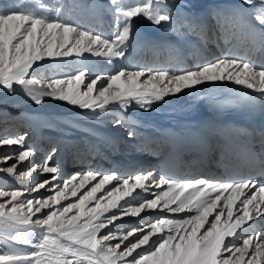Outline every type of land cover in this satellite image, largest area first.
Returning <instances> with one entry per match:
<instances>
[{
    "label": "snow or ice",
    "instance_id": "1",
    "mask_svg": "<svg viewBox=\"0 0 264 264\" xmlns=\"http://www.w3.org/2000/svg\"><path fill=\"white\" fill-rule=\"evenodd\" d=\"M38 7L46 11L0 7V89L14 94L19 88L35 105L47 97L94 113L104 112L111 105L126 109L133 102L147 109L154 100L216 81L242 85L264 100V65L239 57L220 58L181 72L146 73L122 68L90 80L86 70L49 80L33 77L34 65L45 58L85 53L123 58L134 17L143 16L155 25L173 21L166 0H139L135 4L109 0L116 31L112 37H105L74 24L63 11L66 5L61 0L54 7L45 3ZM214 16L221 27L228 21L238 23L264 49V0H242L240 8L217 11ZM115 123L123 121L117 119ZM0 145L21 146L17 154L0 157L5 162L15 161L0 167V172L14 176L21 186L0 189V244L12 249L0 253V264H264V232H256L254 237L238 231L264 216V184H256L251 178L177 182L164 175L157 179L152 171L121 178L115 172L89 170L61 182L58 166L50 163V157L42 165L32 164L33 150L24 147L23 136L0 139ZM23 161L30 167L18 172L17 162ZM40 172L52 175L29 187L30 178ZM162 186L167 190L135 206L125 199L133 197L137 189L147 192ZM40 190L50 194L27 198L26 193ZM72 198L74 202L62 203ZM147 210L185 216L157 218L119 234L110 229L101 232L122 216L140 217ZM37 231L39 238L33 239ZM113 240L118 242L110 243ZM14 244L26 245L32 251H16Z\"/></svg>",
    "mask_w": 264,
    "mask_h": 264
},
{
    "label": "bare ground",
    "instance_id": "2",
    "mask_svg": "<svg viewBox=\"0 0 264 264\" xmlns=\"http://www.w3.org/2000/svg\"><path fill=\"white\" fill-rule=\"evenodd\" d=\"M16 1L17 0H0V7H12V3H16ZM61 2L66 5V8L63 9V11L68 13L69 18L74 24L80 25L85 30H91L96 33H101L105 37H112L114 35L116 31V24L113 14L109 10V0H61ZM128 2L135 4L139 3V0H128ZM41 3L49 4L54 7L57 4V0H29L27 4L24 2L21 8H37V10L39 11H46L44 9H39L38 6ZM166 3L173 14L172 22H162L160 25H155L143 16L133 18L130 42L128 43V47L125 49L126 54L123 58L109 59L106 57H97L92 55L91 53H85L83 56L79 57L73 55L71 57L45 58V60L38 61L37 65H34V71H32L30 74L35 77L37 72H39V70L41 69L45 72L52 73V68H56L59 72H68L70 69H75L76 73L81 70H86V76H89L94 72L96 73V71L104 73L108 70L112 72L114 70H120L122 68L127 70H132L135 68H150V70L152 71L154 70L155 66L158 68L163 66L162 58L166 56H168L169 58L171 57L169 64L167 65V70H170L172 72H180L187 66L194 68L202 62L211 60L214 57L212 56L213 52H211V50L213 49L212 47L218 49L220 43H213V41L203 42V35H205V32L208 31V33L211 34L213 33V30L215 28H221L220 30L216 31V34L218 33L217 37L224 40L226 42L225 44H227L231 40H234L238 31L243 28L238 23H233L232 21L224 23L221 27L217 24L216 18L214 16V13L217 11H228L230 9L240 8L242 6V0H166ZM88 4L94 5V7L85 6ZM192 4H195L196 6L198 5V7H196V11L190 9V7L193 6ZM193 29L197 30L195 34L192 33ZM238 34L240 35L241 33ZM181 35L182 37L184 35L183 40H181ZM186 35L187 37H185ZM211 36H209V39ZM193 37H196L195 40H197L198 38L199 42H194L195 40H192L194 39ZM164 50H167V52L165 53ZM223 51L224 49L221 50L222 56L225 55ZM152 52L153 58L157 57L158 59L156 62L157 64H149L148 61L145 60L146 57L152 54ZM232 55L233 54L230 53L228 57H233ZM253 58L254 57L252 55H247L246 57H244V60L252 62ZM244 91L251 92L252 90H249L242 85H236L231 81L205 82L192 89H185L181 93L171 94L169 98L165 96L163 100H154L150 105L153 111L161 110L164 114L171 113L175 116L173 118L164 115L154 116L152 119L147 120V123L149 125L147 124L146 126H148L150 129L145 126L148 130H146L144 135L146 136L144 137L143 141L146 142V145L144 147H149L150 149L152 148L150 151L152 152L153 148H156L157 146L159 147V149L161 148L163 152V150H165V141L163 137L166 136V132L169 130H173L185 135L193 128H196L194 127V124L198 125L199 127L206 128L208 127V125H213L216 123L224 125L223 123L226 119L233 118L237 115ZM1 93H3L2 95H4L7 92L3 89H0V95ZM165 98L169 102L166 101ZM8 99L3 106H0V127H2L6 123L5 125L7 126L9 125L11 127H18V129H20V127H23L28 120L32 123L31 125L30 123H27V125H29V128L33 124L41 125L43 129L38 128L37 126L32 127L31 129L33 133V128H35V132H37L36 135L38 134V137L35 135L33 139L35 140V142L41 140V143L39 142L41 144V148H43V146L45 145L50 146V144H52V142L56 139L55 137H57V135H64L62 145L60 146L62 151L58 156L63 157L65 161H67L69 157V151L71 157L74 154L79 153L77 157H79L80 161L83 162V160L86 158V156L84 158V155L86 153H89L88 151H83L85 149L83 143L86 142V135L87 133H89V136L92 139L87 142L89 143V145L91 143L92 148L96 151L98 150V153L102 152L100 160H103V164L104 162L107 163L106 160L108 157L103 158L102 156L104 155V152H110L108 150L109 140H111L110 145L115 143V141L111 139V135H107V133L104 134L102 131H99L98 129L96 130L95 128L87 129L88 127H85V130L87 132H83L84 136L82 139H71L69 141L67 138L68 135L63 130L64 128H62L64 127L62 126L63 123L65 124V122H67L66 118L64 117V115H54L56 112H60L63 110L67 111L66 114L70 115L75 112H82L85 109H80L78 106L70 105L67 102L60 104L59 101L56 100L54 103H51L48 108H46L48 112H34L35 114H31L30 112H23L22 109H20L21 104H9L10 101H8ZM45 99L55 100L47 97ZM162 104H164L165 107L157 110V108ZM24 107H26L25 104ZM1 118L6 119V122L3 125L1 124ZM132 121L136 122L135 120ZM100 124L102 126L100 125L99 127L102 128H104V126L108 127L109 125L106 124V122H101ZM142 125L144 126L145 124ZM73 127L75 128V132H71L72 134H80L77 131L84 130L82 128L83 125L81 127H79L78 125H74ZM107 130H111V127L109 126ZM119 130V132L121 133L122 131H124V128H119ZM9 131L5 134L3 133L4 135L3 137H1V139L9 138L8 136H6ZM45 132L49 133L54 139L42 137V135L46 134ZM0 136H2L1 133ZM115 136L117 137L118 134H115ZM98 138L101 139L102 142H99ZM197 139L198 136L195 138V140ZM44 140L46 141V144H44ZM121 142L123 141L121 140ZM188 142L190 143L192 142V140L188 139ZM81 145L83 147H79ZM16 150L17 145H0V157L14 155V152ZM137 158H139V156ZM157 159L159 161L160 157H158ZM129 161H131L130 158L126 159L125 163H128ZM133 161L136 162H133L134 165L138 163V160ZM185 161H190V169L192 171L200 169L199 171H201L202 175L204 176H208V174H213L209 177H217L221 175L219 169V159H217V157L213 155V151H210L209 154H206L202 159H199V156L197 155H189L188 153H185ZM228 162L229 161H227V163ZM4 164L5 161L0 160V166H3ZM100 166L101 165L99 164V167ZM140 166L141 167L139 168V170H146L147 166L150 167V162L147 161L143 164L141 163ZM24 167L26 168L27 164H25ZM124 169L122 170L121 174H124L126 173V171H128ZM154 170L155 169H151L150 171L154 173ZM214 170L217 172H212ZM102 171H104V167L102 168ZM128 174H131V172ZM0 177L4 178L5 182H2V185L4 187L6 186V188L12 186L11 184L7 183L8 179H15L14 176L2 172H0ZM15 181L18 182L16 179ZM13 186L20 187L19 184H13ZM129 199V203L132 201L140 200L138 197ZM131 204H134V202ZM260 221L264 222V216L260 217ZM138 222L140 223L141 221ZM252 228L255 230L258 227L256 224H250L248 226L244 225V228L238 229V231H246L244 233L247 234L251 233L250 230ZM121 229H124V225L119 228V230ZM101 232L104 233L106 231L101 230ZM38 238L39 231H37V233L33 236V239ZM0 246L3 248V250H12L4 244H0ZM12 247L16 251L20 252L32 251L30 247L23 244H14ZM3 252L5 251H0V253Z\"/></svg>",
    "mask_w": 264,
    "mask_h": 264
},
{
    "label": "rangeland",
    "instance_id": "3",
    "mask_svg": "<svg viewBox=\"0 0 264 264\" xmlns=\"http://www.w3.org/2000/svg\"><path fill=\"white\" fill-rule=\"evenodd\" d=\"M23 1L26 4L29 2V0H17L16 3H12V5L15 4L14 5L15 7L19 6L18 8H21V6H23V3H24ZM192 5L194 6V8H193V6H191L190 9H192L193 11H196L197 10L196 7H198V5L197 6L195 4H192ZM192 31H193L192 33L195 34V32L197 30L193 29ZM183 37H184V35H183ZM183 37L181 35V40H183ZM185 37H187V35ZM193 38L194 39H192V40L194 41L196 39V37H193ZM193 41H191V42H193ZM196 41L199 42V39L197 38V40H195L194 42H196ZM212 48H213V51H215L214 47H212ZM164 52L166 53L167 50H164ZM163 55H164V53H163ZM216 56H214L212 58L213 60L212 59L211 60H206V61L202 62L199 65H202V64L207 63V62H212V61H215L217 59L222 58V56H220V55H216ZM170 58L168 56L163 57L162 58L163 66H161L159 68L155 66L154 70H167L168 69L167 65L169 64ZM145 60L148 61L149 64H152V63L157 64L156 62H157L158 59H157V57L153 58V52H152V54H150L148 57H146ZM199 65H197V66H199ZM194 68L187 66L184 69H182L181 71L193 70ZM136 70H144L146 73L148 71H151L150 68L149 69L135 68V69H132L130 71H136ZM117 71H119V70H114L112 72L110 70H108V71H105L104 73L96 71V73L94 72L91 75L86 76V79L90 80L91 78H94L96 75H101L103 77H107L108 75L115 74ZM75 73H76L75 69H70L68 72H66V71L65 72H63V71L59 72V71H57L56 68H52V73L45 72L44 70L41 69V70H39V72H37L35 77L39 78V79H43V80H49V79H56V78H64V77H66L68 75L75 74ZM145 78L146 77H142L141 80H143ZM105 83H106V81H105ZM2 94L3 93H1V95H0V106H3L5 104V102H7L6 100L9 98L8 99V101H10L9 104H11V105L12 104H14V105H16V104L20 105L21 104L20 105V109H22L23 112H30L31 114L32 113L35 114L37 112H40V113L48 112L46 108H48V106L51 103H54L56 101V100H46L45 99V102L42 103L41 105H35L33 102H31L27 98L26 94L23 91L19 90V89L14 94H9V93H5L4 95H2ZM170 96H171V94H169V96L167 95V98H169ZM165 100L168 101L166 98H165ZM64 102L65 101H59L60 104H63ZM24 104H25L26 107H24ZM132 105L130 107L126 108V109L119 108L116 105H111V106L108 107V110H106L104 112H100L99 110H97V112L94 113V112H91L90 110H84L83 109L84 111H82V112H75V113L70 114V115L66 114L67 111H65V110L60 111V112H56L54 114L55 116L64 115V117L66 118L67 122H65V124L63 123V125L62 124L61 125L64 126L62 128H64L63 130L68 135L67 138H68L69 141L71 139H76V140L82 139L83 136H84L83 132L84 131L87 132L85 130L87 127H88L87 129L95 128L96 130L98 129L99 131H102L104 134L107 133V135H111V139H113V141H115V143L110 145L111 140H109V142H108L109 145L108 144L107 145H108V150L110 152L108 153V151H107L102 156L103 158L104 157L105 158L108 157L107 160H106L107 163L104 162V164H103V160L102 161L98 160V158H100V156H97V151L98 150L96 151L95 149H93L92 146H91L92 144L90 143V145H89V143H88L89 140L92 139L89 136V133H87V135H86V140H85L86 142L83 143L84 147H85V149L83 151L84 152L88 151L89 153L88 154L86 153L84 155V158H85V156H86V158L83 160V162L80 161L79 157H77L79 153H76V154H74L71 157V155L69 154V151H68V156L69 157H68L67 161H65L63 157L58 156V155H60V153L62 151L61 148H60V146L62 145V140L64 138V135H62V134L61 135L60 134L57 135V137H55L56 139L52 142V144H50V146L45 145V146H43V148H41V144H40L41 140H39L38 142H35V140L33 139L35 137L36 133H37V132H35V128H33V133H32L31 129H32V127H36V126L38 128H42V129H43V127L41 125L33 124L29 128V125H27V123H30V125L32 124L29 120L26 121L27 123L23 127H20V129H18V127H11L9 125L8 126L5 125L6 123L3 120L4 119L3 118L2 119V125L4 123L5 124L2 126L3 132H2V136H0V139H1V137H3V135H4L3 133L8 132L9 130H10L9 133L6 134V136H8L9 138L15 139V138L23 136L24 137V147L25 148H31L33 150V155L30 157V160H31L32 164L42 165L50 157V163L53 164V165L58 166V170H59L58 171V177H59V180L61 182L64 179L70 178L74 174H83V173H86L89 170H95V171H98L99 173H103V174H110V173L115 172V173L119 174V176L121 178H127V177H130V176H134V175L139 174V173H145L148 170L149 171L151 170V169L139 170V168L141 167L139 165L140 163H142V164L145 163V159L147 157L149 159L152 158V155L150 154V148L144 147L146 145V142H143L144 141V137H146V136H144L145 132H146V130H148L147 128H149L148 126H146L148 124L147 120L152 119L154 116H163L164 115V116H168V117H171V118H173L175 116V115H173L171 113H168V114L165 113L164 114V113H162L161 110L160 111H155V110L153 111L151 106H149L147 109H145V108H141L140 106L135 105L134 102H133ZM164 107H165V105L162 104V105H160L157 108V110H159L161 108H164ZM110 109H111V111H110ZM128 109H129V111H128ZM85 116H87V117H85ZM117 119L123 121V123L117 125L115 123V121ZM132 120H135L136 122H134ZM101 122H106V124H109L108 127L110 126L111 130L108 131L107 130L108 129L107 126H104V128L99 127L101 125L100 124ZM142 124H145V125L143 126ZM74 125H78L79 127H81L83 125L82 128L84 130L83 131H80V130L77 131L80 134H72L71 132H75V128L73 127ZM25 126H26V128H25ZM119 128H124V131H122L120 133L119 132L120 131ZM45 133L46 134L42 135V137L53 138V137H51V135L49 133H47V132H45ZM129 133H132V135L130 136ZM115 134H118V136L116 137ZM81 135H82V137H81ZM36 136L38 137V134ZM121 140L123 142H121ZM46 141H45L44 144H46ZM99 142H102L101 139H99ZM82 145L79 146V147H83ZM54 149H55V152L53 153ZM111 149H113V150H111ZM20 150H21L20 145H17V150L14 152V154H17ZM98 155H99V153H98ZM96 156H97V158H96ZM138 156H139V158H137ZM128 158L131 159V161L128 162L129 164L127 162L125 163V160L128 159ZM133 160H138V163H139V164L137 163L139 165L138 168H135V166H138V165L137 164L134 165V163H136V162H134ZM113 161H114V163H113ZM14 162H15L14 160H8V161L5 162V164L3 166H0V167L11 166L12 163H14ZM25 164H27L26 168L24 167ZM99 164L101 166L102 165L103 166L99 167ZM29 167H30V165H29L28 161L17 162V171L18 172L19 171L20 172L25 171ZM103 167H104V171H102ZM119 168H120V170H119ZM124 168L126 170H128V171H126V173H124V174L123 173L121 174V172H122V170ZM130 172H131V174H128ZM51 175L52 174H46V173H42V172L34 173L33 177L30 178L29 187L34 186L35 183H37V182H41V181L50 179ZM156 178L159 179V177H156ZM195 178H204V179H208V180H217L215 177H206V176H202L200 174L196 175V176H193L191 179H195ZM191 179H182L181 178V179L177 180V182H185V181L191 180ZM2 182L4 183L5 180H4L3 177H0V189L14 190L16 188H19V186H13V184L14 185H18L19 184L18 182L15 181L14 178L8 179L7 183L12 185L9 188H6V186L4 187L2 185ZM95 182L96 181H93L92 183H95ZM107 187L110 189L112 186L110 185V186H107ZM161 190H167V186H162V188L151 187L149 189V191H147V192L137 189L136 193L133 194V197H138L140 200L132 201V202L129 203V205L130 206H135L138 203L142 202L143 199H145V198H154V195H152V194H154L156 192H159ZM49 194L50 193L46 192L45 190H40L39 192H36V193H26V196L29 199H33V198H38V197H41V196H47ZM133 197H126L125 199L130 201L129 198H133ZM74 200H75V198H72L71 201H64L62 203L66 204L68 202H74ZM133 202H134V204H131ZM121 203L123 204L124 201H121ZM112 211L115 212L117 210L113 209ZM106 215H108V214H106ZM184 216H185V214H183V213H181V214H172V213L162 212V211H159V210H147L145 213H141L140 217L122 216L121 219H119V220L114 222V225H109L108 229H102V230L107 232L110 229L113 233L119 234V233H122V232H126L128 230H131L132 228L143 227L146 224H149V223L153 222L157 218L167 217L169 219H181V218H184ZM138 221H141V222L139 223ZM258 222H260V221H258ZM260 223L261 224L258 226L257 229L254 230L252 228L250 230V232H251L250 234H253L254 237H255V233L256 232H264V222H260ZM123 225H124V229L119 230V228L121 226H123ZM244 232H246V231H244ZM130 239H132V238L130 237ZM117 242H118V240H113L110 243L115 244ZM125 243H127V242H125ZM0 251H5L6 252L7 249L3 250V248L0 246Z\"/></svg>",
    "mask_w": 264,
    "mask_h": 264
}]
</instances>
